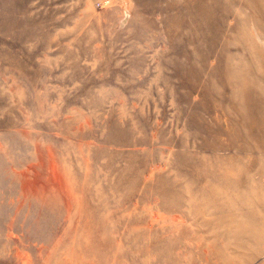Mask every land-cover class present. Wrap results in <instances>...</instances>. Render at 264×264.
Listing matches in <instances>:
<instances>
[{"label": "rangeland", "instance_id": "1", "mask_svg": "<svg viewBox=\"0 0 264 264\" xmlns=\"http://www.w3.org/2000/svg\"><path fill=\"white\" fill-rule=\"evenodd\" d=\"M0 264H264V0H0Z\"/></svg>", "mask_w": 264, "mask_h": 264}, {"label": "bare ground", "instance_id": "2", "mask_svg": "<svg viewBox=\"0 0 264 264\" xmlns=\"http://www.w3.org/2000/svg\"><path fill=\"white\" fill-rule=\"evenodd\" d=\"M230 63L232 62L231 61V58H226ZM227 61V62H228ZM242 66V65H241ZM244 67L242 66V67H237V68H234V67H232V66H230V68L228 67L227 69H226V71H225V73L228 75V76H230V77H233V79H234V77H235V81H233L234 82V84L236 83V86H238V83L239 82H242V83H240L239 85H240V89H236V86L235 87H233V86H231V87H233V90H231V95H232V98H233V103L236 101V100H241L242 102L241 103H239L238 104V102L236 101L235 102V106H234V109L236 110V111H239L240 113H241V116H242V118L244 119H247V120H250V121H252L253 119L252 118H250L251 117V114L249 113V111L248 112H246L247 110H248V108H249V110H251V108H250V106H249V103H247V101H249V100H252L253 99V97H256V96H251V93L248 91V89L249 88H253V86L255 85V84H253V82L252 81H250V80H247V79H244L243 78V74H244ZM242 88H245V90L243 91V90H241ZM256 88V87H255ZM232 89V88H231ZM254 93H255V91H253ZM237 98V99H236ZM234 99H236V100H234ZM240 102V101H239ZM253 103V102H252ZM251 104V103H250ZM252 105V104H251ZM251 112H252V110H251ZM256 123H257V121H255ZM228 257H226L225 258V260L227 259Z\"/></svg>", "mask_w": 264, "mask_h": 264}]
</instances>
